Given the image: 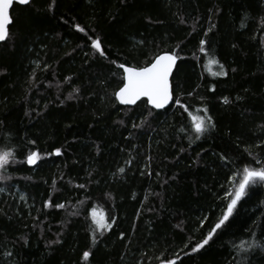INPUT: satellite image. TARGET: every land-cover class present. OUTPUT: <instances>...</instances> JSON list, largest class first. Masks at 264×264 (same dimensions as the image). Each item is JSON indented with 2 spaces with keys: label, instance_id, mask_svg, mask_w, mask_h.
Masks as SVG:
<instances>
[{
  "label": "trees",
  "instance_id": "16d2710c",
  "mask_svg": "<svg viewBox=\"0 0 264 264\" xmlns=\"http://www.w3.org/2000/svg\"><path fill=\"white\" fill-rule=\"evenodd\" d=\"M12 15L11 36L0 44V148L16 150L18 161L29 150L43 159L1 172L0 264H159L176 256V264H264L260 244L233 250L241 240L245 248L264 243V186L191 252L226 207L241 160L264 159V0H35ZM89 37L130 64L176 48L183 59L175 82L195 89L186 101L193 111L207 105L215 127L189 139L178 131L182 110L147 116L144 104L119 106L109 61ZM213 57L226 75L211 74L218 64L205 69ZM55 148L62 154L46 155ZM16 188L26 208L12 198ZM46 200L65 207L44 208ZM93 204L116 217L94 244L86 219Z\"/></svg>",
  "mask_w": 264,
  "mask_h": 264
},
{
  "label": "snow or ice",
  "instance_id": "6c2138e0",
  "mask_svg": "<svg viewBox=\"0 0 264 264\" xmlns=\"http://www.w3.org/2000/svg\"><path fill=\"white\" fill-rule=\"evenodd\" d=\"M35 3V0H0V42H6L11 36L10 26L14 24L15 17L12 12L15 11V6L31 7ZM55 0H53V4ZM52 5H49L51 10ZM184 21H181L183 23ZM261 25L264 27V17H261ZM74 27L80 33H84L86 36L88 33L86 29L80 24H75ZM211 29H209L210 31ZM207 36V32H205ZM91 40V48L99 53V56L109 61V71L111 77L116 80V88L110 93L111 97L119 105L123 106H135L139 107L140 104L145 105L147 116H152V110H161L168 107L175 108L177 111H181L182 123L178 129L180 133H184L189 139L194 138L199 140L203 134L208 132L211 128H214L213 118L209 115V108L207 105L197 107L195 111L191 110L192 105L186 101V97H193L195 89L192 91L184 92L181 85L176 81L175 72L178 70V61L182 60L183 57L176 48H170L162 50L157 54H154L150 59L145 60L144 63L130 64L127 59L122 62L117 59H110L105 51L101 47V40L99 37L95 39L89 37ZM208 42L205 39L199 41V52L206 53L205 45ZM179 45L177 46V48ZM182 50V49H181ZM218 64L219 71L212 72L213 76H224L227 73L224 71V66L219 64L215 58H211L206 61L204 67L208 69L209 65ZM114 66V68L112 67ZM66 79H71L70 77ZM180 89L179 94L177 90ZM213 91L214 89H209ZM78 91V89H74ZM72 97L69 96L68 99ZM201 100L204 97H200ZM225 104L229 103L228 97L223 98ZM187 114V121L184 122L183 114ZM202 113V114H201ZM142 115H144L142 113ZM147 116L144 119H147ZM141 125L134 124L133 127L137 128ZM29 144L34 145L35 140L28 141ZM61 155V149L55 148L53 152L47 153L46 155ZM19 153L12 149L10 146L5 144L4 148H0V171H6L11 164L15 163H26L29 166L37 165V162L43 157L37 152L29 150L24 153L23 161H18L17 156ZM224 157H222L223 159ZM241 163L244 165L242 171H238L229 177L230 183L233 187L225 192L224 200L227 201L226 207L223 208L221 215L210 230L203 235V238L195 243L191 247V252H197L209 244L210 241L220 235V233L228 227V222L233 216L234 210L237 208L238 203L246 195L255 191L257 186H264V159L246 160L242 159ZM120 172L124 169L120 168ZM158 175V174H157ZM7 179V177H3ZM79 188H85V185L81 184ZM4 189L0 188V192ZM110 195V194H109ZM23 199V197H21ZM83 203V202H81ZM44 208L56 207L64 208L63 203L53 204L51 200H46L43 204ZM87 220H90L89 228L91 229L92 243H96L97 235L104 236V234L113 227L116 217L107 213L104 209L96 204L87 209ZM208 219L205 217L200 221L201 227H203L204 220ZM123 237V233H121ZM58 242V241H57ZM244 241L241 240L239 245L233 244V250L237 255L246 254L249 250L255 249L257 244L264 247V243L259 241L249 244L247 248L244 246ZM187 247V245H185ZM187 254V253H186ZM11 255V253L9 254ZM90 255L89 251L82 253V260L88 261ZM180 259L176 256L175 259L164 257L160 259L159 264H176V261ZM182 264V262H181Z\"/></svg>",
  "mask_w": 264,
  "mask_h": 264
},
{
  "label": "rangeland",
  "instance_id": "374dc122",
  "mask_svg": "<svg viewBox=\"0 0 264 264\" xmlns=\"http://www.w3.org/2000/svg\"><path fill=\"white\" fill-rule=\"evenodd\" d=\"M36 63H37V62H36ZM36 63H35V64H36ZM1 172H2V171H0V183H1V181H2V178H1ZM0 194H4V191H3V192H0ZM21 197H23V199H21ZM12 198L16 201L17 206L22 207V208H26V207H27L28 200H27V198H26L24 192L21 191L20 189H17V188H16V189L14 190V193H13Z\"/></svg>",
  "mask_w": 264,
  "mask_h": 264
},
{
  "label": "water",
  "instance_id": "95a60500",
  "mask_svg": "<svg viewBox=\"0 0 264 264\" xmlns=\"http://www.w3.org/2000/svg\"><path fill=\"white\" fill-rule=\"evenodd\" d=\"M1 43H4V42H0V44ZM118 104V103H117ZM119 105V104H118ZM119 106H122V107H133V106H123V105H119ZM167 109V108H166ZM162 110H164V109H161V110H155V111H162Z\"/></svg>",
  "mask_w": 264,
  "mask_h": 264
}]
</instances>
